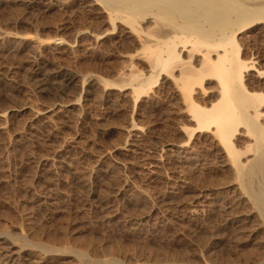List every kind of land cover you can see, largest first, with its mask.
I'll return each instance as SVG.
<instances>
[{
    "label": "rangeland",
    "instance_id": "1",
    "mask_svg": "<svg viewBox=\"0 0 264 264\" xmlns=\"http://www.w3.org/2000/svg\"><path fill=\"white\" fill-rule=\"evenodd\" d=\"M236 1L249 7L227 8L230 25L245 27L235 35L250 66L242 83L248 92L264 93V0ZM103 2L0 0V32L6 33L0 37V238L14 244H0V264H79L38 251L40 243L84 249V259L99 264L109 256L121 264L182 257L189 264H200L198 257L223 264L226 255L228 264H264V225L240 185L227 186L233 168L212 127L198 129L182 113L186 103L170 77L161 74L134 90L139 84L130 83L131 74H151L142 50L146 30L103 23ZM22 104L56 108L33 117ZM257 111L264 127V107ZM130 123L141 129L136 138L125 133ZM244 130L239 126L231 141L250 159L253 136ZM166 141L186 150L160 153ZM124 143L129 151H118ZM159 153L163 165L147 174V160ZM236 218L244 219V229L235 227Z\"/></svg>",
    "mask_w": 264,
    "mask_h": 264
},
{
    "label": "bare ground",
    "instance_id": "2",
    "mask_svg": "<svg viewBox=\"0 0 264 264\" xmlns=\"http://www.w3.org/2000/svg\"><path fill=\"white\" fill-rule=\"evenodd\" d=\"M125 1H127V0H125ZM125 1L118 0V2H117V0H116L114 2V4H112L113 1H112V3H109L108 0H105V3L104 2L103 3H104L105 8L107 9L108 13H106V16L103 17L105 19V21L103 23H106L107 25H110L111 27H130L129 29L130 30L132 29V32H133V30L142 31L141 30L142 28H143V31H144V29L146 30L144 32V34H145L144 38L147 40L144 42L142 41L143 42L142 43V48H143L142 50H143L144 55L146 57L145 60L147 59L146 61H148V63L147 62L146 63L148 64L147 66H148L151 74H149V76L147 75V77L146 76L141 77L140 74L139 75L138 74H131L130 77H128L129 78L128 80L131 81L130 83H132V81H135V82L137 81V83L139 84L137 86V88H135V89L133 88V89L135 91H138V90L143 91V88L148 86L154 78L158 77L161 74L164 75L165 77H170V80H172L174 82V83H172L174 85V88H175V84H176V88H178V90L180 92V93L178 92L180 94V97H181L180 100H182L183 103H186V105L183 106L185 108L181 107L183 110L185 109L184 112L182 111V113L185 114V112H188L189 116H190L189 121L195 123V125L198 129L209 128V126L212 127L211 128L212 130H210V132H212V134L215 136L216 141L218 142L217 144H219L221 146L222 152L224 153V156L226 157V164L230 165V167L233 168L232 169L233 170L232 180L227 183V186L232 187L236 183L240 185V188H242L244 194L246 195L247 201L250 202L252 204L253 209L256 210L255 214H257V216L260 218L259 223L264 225V127H262L256 121L257 112H259V111H257L258 107H260V106L264 107V93L255 92V91L248 92L244 88V85L242 83L243 76H244L243 73L245 72L246 69L248 70L250 66H249V64H247L246 61L242 60L239 56V46L236 42L235 35L237 34L236 30H238V29L242 30L245 27L241 28V27L237 26V22H238L237 21L235 24L236 26H234L235 28H233L232 25H234V24L230 23V22H234V21L230 19L231 11H230V14L228 11L229 10L228 7H230L232 9L234 8L233 11L236 10L237 13H240L241 9H242V11L249 12L248 5L247 6L243 5L242 2H239V1H238L239 3H237L236 0H128L129 3L127 2V4ZM227 1L228 2L232 1V4H234V5H231L230 2L228 4ZM120 2H121V4H120ZM122 2L125 3V5L122 4ZM90 3L92 4V2H90ZM115 3H119L120 5L119 4L117 5ZM93 5H94V3L92 4V6ZM239 5L241 6V8L238 7ZM227 8H228V10H227ZM240 15L239 16L236 15V16L240 17ZM240 18H243V15ZM248 18H249V16H248ZM250 18H252V17H250ZM245 19L246 18H244V21H245ZM242 21H243V19H242ZM247 21H248V19H247ZM226 23H227V25L229 23V26L232 27V28L230 27L232 29V30L230 29V32H229V29H228V31H225V30H227L226 29L227 25H225ZM230 24H232V25H230ZM238 25L242 26L243 24L240 23ZM138 27H142V28L140 29ZM153 27L156 30L154 32H150L151 30L149 31V29L150 28L152 29ZM217 27H219V28L222 27L224 29L220 30L221 33H217V31L219 30V28L217 29ZM236 28H238V29H236ZM102 32H103V30H102ZM139 35L144 36L142 34H139ZM2 36H6V33L0 32V37H2ZM131 57H130V59H131ZM130 59H129V61H130ZM124 64H125V62H124ZM149 70H148V72H149ZM75 76H76L75 74L74 75L72 74L71 77L70 78L68 77V78H69V80H72ZM77 76L79 77V75H77ZM78 77H77V79H78ZM94 77H93V79H94ZM86 78H89V77H86ZM77 79H76V81H77ZM95 79H96V77H95ZM97 79L100 80L99 78H97ZM84 80L87 81L86 79H84ZM85 81L83 83H85ZM94 81H96V80H94ZM66 82H68V81H66ZM40 83H42V82H40ZM43 84H45V83H43ZM74 84H75V82H74ZM41 87H43V86H41ZM176 88H175V90H176ZM199 97L200 98L204 97V99H205V102H203V104H202L203 106H200L199 104L196 103V100H197V98L199 99ZM65 104H68V103H65ZM19 108L21 110L29 111L31 113V116L35 117V116H40V115L42 116L43 114L45 115V113L51 111L53 108H56V107L47 106L44 108H37V107L32 106V104L31 105L30 104H22ZM59 108H62V107H59ZM31 116H30V118H31ZM186 116H188V115H186ZM258 116H259V114H258ZM2 117H3V113L0 114L1 119H2ZM241 125L244 126L246 129V130H244V132L246 131L250 135L253 136V138H252L253 141L251 144L252 146L250 149L251 152L253 151V153H252L253 155L250 159L248 157L247 158L243 157L241 155L242 151L240 152L238 149H236L234 147L232 141H231L233 133L234 132L236 133L237 128ZM185 127H184V129H185ZM138 130L141 131V129H139V127H137L135 124L130 123L126 126L125 133L128 136V138L129 137H135L136 138V134L139 133ZM186 131H187V129H186ZM121 143H123V142H121ZM129 143H124L123 146H119L116 149L118 151L125 152V151H127ZM190 146H191V144H190ZM246 148H249V147H245L244 149H246ZM160 150H158V151H160V153L165 154L167 152H171V151L173 152L174 150H183L184 151L186 149H185L183 144H177V143L175 144V143H171V142L166 141V143H164L162 145V148H160ZM160 153L157 154L156 156L153 154L154 156L150 157L147 160L148 162H147V164H145V165H148L147 166L148 167L147 168V174H150V175L156 174V171L159 169V167L161 165H163L161 163L163 158L161 159V161L159 160V158L161 156ZM148 156L149 155H147V157ZM46 158H48V157H46ZM47 161H48V159H47ZM93 173H94V171H93ZM239 195H242V194L240 193ZM165 198H166V196H165ZM144 200H145V198H144ZM230 207H229V209H230ZM235 207H236V205H235ZM253 209H252V211H253ZM234 214H235V212H234ZM244 219H247V218L245 217ZM244 219H237L236 218L234 220L236 223L235 227L238 230L245 228L244 225L246 223L245 224L243 223ZM245 221H247V220H245ZM235 227L233 228V230L236 229ZM263 230H264V228H263ZM2 233H4V232L2 231ZM0 234H1V232H0ZM63 234H64V232H63ZM16 237H18V236H16ZM16 237L14 236V239ZM9 238L12 239V237H9ZM9 238H5V237L2 238L1 237L0 238V244H2L3 247L5 244H9L10 247L11 246L13 247L14 244ZM18 238L20 239V237H18ZM21 240H23V239H21ZM55 241H56V239H55ZM33 242H35V241H33ZM43 243H45V242L43 241ZM225 243H227V242H225ZM19 244H20V242H19ZM22 244H24V242H21L20 245L17 244L18 248L22 247ZM36 244H38V243L36 242ZM57 244H59V243H57ZM60 244L62 245V243H60ZM2 245H0V246H2ZM38 245H41V243ZM38 245L35 248L38 249V251H42V253L55 255V256H58L60 258L72 257L73 260H76L77 263H79V264H99L98 261L93 260V262H89L86 260V258L84 259L83 254H82L84 252V249L82 250V249L74 248V247H71L69 245H62L63 247H61V248L45 246V244L44 245L42 244V246H38ZM5 246H7V245H5ZM27 247L29 248V246H27ZM48 247H49V249H47ZM77 247H78V245H77ZM122 247H124V246H122ZM148 248H149V246H148ZM231 248H232V246H231ZM261 248H263V247H261ZM127 249H129V248H127ZM9 250H11V249H9ZM145 251H148V250H145ZM252 251H253V249H252ZM107 252H109V251H107ZM227 254H229V253H227ZM178 255H179V253H178ZM155 256H157V255H155ZM170 257H172V256H170ZM227 257L228 256L226 255V259H227ZM94 258H95V256H94ZM96 258H98V257H96ZM164 258H166V257H164ZM142 259H141V261H142ZM167 259H165L164 261H153V262L150 261V262L152 264H189V261L183 260V257H182V259L179 258L178 260H173L174 258L172 260H169V259L167 260ZM226 259L224 258L223 264H228V260L230 259V257H229V259H227V262H226ZM153 260H154V258H153ZM35 261H37V260H35ZM63 261H64V259H63ZM197 261L200 264H211V263H206L205 261H203V259L201 257H198ZM230 261L233 262L232 259ZM243 261H242V263H245ZM103 262H105V263L107 262L106 264H108V263L121 264L120 262L117 263L116 259L114 257H111V256H109L105 259H102V262L100 261V263H102V264H103ZM146 262H147V260H146ZM208 262H210V260ZM218 262H220V260L217 261V264H218ZM221 262H222V260H221ZM236 263L235 262L234 263L229 262V264H236ZM261 263L263 264V262H261ZM62 264H64V262Z\"/></svg>",
    "mask_w": 264,
    "mask_h": 264
}]
</instances>
